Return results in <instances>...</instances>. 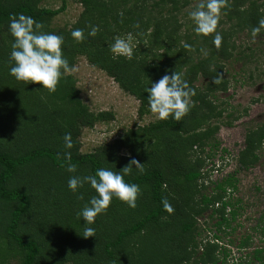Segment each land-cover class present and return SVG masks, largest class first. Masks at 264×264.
Here are the masks:
<instances>
[{
    "label": "trees",
    "instance_id": "trees-1",
    "mask_svg": "<svg viewBox=\"0 0 264 264\" xmlns=\"http://www.w3.org/2000/svg\"><path fill=\"white\" fill-rule=\"evenodd\" d=\"M77 1L82 6L77 19L69 27L53 28L51 19L64 10L66 0L56 8L41 6L39 0H0V241L7 244L6 252L15 253L18 264L225 261L228 251L216 241L206 240L203 245L197 241L195 217L208 210L210 216L217 214L213 222L216 230L235 219L239 207L234 203L239 200L233 203L227 197L235 189L236 169L255 164V150L264 140V122L248 127L236 169L209 179L212 165L208 169L206 165L212 163L219 144L215 137L218 119L227 110L222 101L217 102L215 92L227 88L225 63L241 59L242 51L232 37L238 32L253 35L251 29L264 18V0H227L216 29L222 35L219 48L212 44L213 34L197 35L192 30L187 13L198 0ZM16 13L30 15L42 22L44 31L62 35V52L69 66L77 54H83L138 100V116L150 111L147 87L166 72L183 73L195 91L193 107L180 121L169 117L129 127L110 143L80 152L81 128L112 118V113L90 111L81 102L70 74L64 73L51 93L40 89L39 83L25 84L9 74L13 38L8 18ZM91 25L99 29L94 37L87 35ZM74 28L84 29L83 41L77 43L71 37ZM129 32L136 45L133 58H113L109 45L115 37ZM259 33H264V28L255 35ZM185 43L191 48H184ZM200 78L202 82L196 84ZM237 118L239 114L232 108L225 124ZM65 132L71 133V149L63 146ZM65 151L70 152L76 173L61 166ZM132 158L144 163L143 174L133 170L124 176L126 182L141 188L136 207L129 208L113 198L91 225L96 229L95 237H82L84 221L77 213L95 192L85 184L73 193L67 187L68 177L93 174L100 167L118 171ZM162 198L171 204V213L163 209ZM254 229L264 239V212ZM244 237L239 247L248 246L249 235ZM2 255L0 248L1 260ZM249 256L252 264H264V247H253Z\"/></svg>",
    "mask_w": 264,
    "mask_h": 264
},
{
    "label": "rangeland",
    "instance_id": "rangeland-1",
    "mask_svg": "<svg viewBox=\"0 0 264 264\" xmlns=\"http://www.w3.org/2000/svg\"><path fill=\"white\" fill-rule=\"evenodd\" d=\"M60 3L61 0H39L41 6L50 8H56ZM81 10L82 6L77 0H66L64 10L52 17L50 26L69 27L77 19ZM263 37L264 33L246 35L243 32H238L232 37L242 53L241 59L233 58L225 63L224 75L227 79V88L215 92L217 102L222 101L227 110H224L218 119L219 126L215 137L219 144L212 157V163L206 165L207 169L212 165L209 179L218 178L236 169V158L239 150L243 148L245 130L264 122ZM72 67L75 71L66 74L74 78L81 102L92 112L112 113V118L98 120L91 127L81 128L78 136L80 152L93 151L96 147L110 143L114 138L119 137L127 128L157 119L151 111L138 116V100L121 90L104 71L91 65L83 54L75 56ZM201 82L200 78L195 83ZM231 107L234 114H239V118L232 120L230 124H225L227 112L232 110ZM221 148L225 150L221 151ZM205 149L207 150L208 147ZM255 151L258 156L257 161L248 168L236 169L235 189L227 197H230L233 203L235 199L239 200L234 203L239 207L235 219L223 229L216 230L213 222L218 219L217 214L210 216L208 210L203 215L195 217V226L199 232L196 239L200 241V245H203L206 240H212L216 241L222 250L225 248L228 251L225 261L219 258L213 264H242L243 261L249 264L250 256L247 258L249 251L256 246L264 247V239L260 238L257 230L259 226L254 229L260 214L264 212V140ZM121 152L124 153L125 150ZM246 234L249 235L248 246L252 248H238V243L245 238ZM215 235L218 237L217 240L213 238ZM6 246L7 244L1 240L0 248L1 253H4L2 255L4 259L0 258V264H18L16 254L6 252Z\"/></svg>",
    "mask_w": 264,
    "mask_h": 264
},
{
    "label": "clouds",
    "instance_id": "clouds-1",
    "mask_svg": "<svg viewBox=\"0 0 264 264\" xmlns=\"http://www.w3.org/2000/svg\"><path fill=\"white\" fill-rule=\"evenodd\" d=\"M226 5L227 0H198L187 13L193 23V32L203 36L213 34L212 44L216 48L220 47L222 41V35L216 29L222 10ZM134 27L136 26L134 25ZM262 28H264V18H261L258 25L251 29L252 34L255 35ZM43 29L42 22L30 15L9 14L8 32L13 39L9 53L12 65L8 71L15 80L23 81L25 84L28 82L39 83L40 89H46L51 93L56 90L62 75L75 71V68L69 66L68 59L62 52L63 36ZM98 31V26L91 25L87 35L94 37ZM70 35L77 43L85 39L82 28L72 29ZM133 40L131 32L126 33L123 37H115L109 45L113 58L132 59L136 47ZM183 46L186 49L191 48V45L187 43ZM217 82L218 79L213 80V83ZM146 92L149 109L159 120H167L171 117L175 121H180L194 104L191 97L195 95V91L189 87L181 72L174 71L170 75L166 72L156 82L151 83ZM62 139L64 148L71 149L73 146L71 133L65 132ZM70 160V152L65 151L61 166L68 173H76V164L71 163ZM143 164L132 158L118 171L100 167L93 174L70 175L68 177L67 187L73 193H76L77 189L82 188L85 184L95 192L77 213V216L84 221L82 237H95L96 229L91 225L94 224L97 215L103 214L107 210L113 198L125 203L129 208L136 207V200L141 194V188L136 183L126 182L124 176L129 175L133 170L143 174ZM77 198L81 199L82 196L78 194ZM161 205L168 213L173 211L167 198L161 199Z\"/></svg>",
    "mask_w": 264,
    "mask_h": 264
},
{
    "label": "flooded vegetation",
    "instance_id": "flooded-vegetation-1",
    "mask_svg": "<svg viewBox=\"0 0 264 264\" xmlns=\"http://www.w3.org/2000/svg\"><path fill=\"white\" fill-rule=\"evenodd\" d=\"M237 247H238V248H241V249L252 248V247H250V246L239 247L238 245H237ZM250 251H252V249H251ZM250 251H249V252H250ZM240 258H241V257H239V259H240ZM235 260H236V259L234 258V262H235ZM235 264H237V263H235ZM249 264H252L251 261H249Z\"/></svg>",
    "mask_w": 264,
    "mask_h": 264
}]
</instances>
